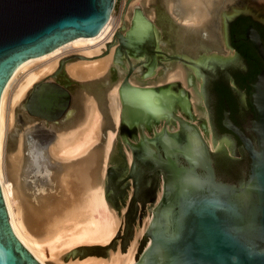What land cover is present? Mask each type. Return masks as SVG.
<instances>
[{"label": "water", "instance_id": "obj_1", "mask_svg": "<svg viewBox=\"0 0 264 264\" xmlns=\"http://www.w3.org/2000/svg\"><path fill=\"white\" fill-rule=\"evenodd\" d=\"M114 5L115 0H0V97L23 62L97 35ZM145 14L150 13L137 8L130 16L132 27H120L113 38L122 74L120 127L104 185L120 228L108 247L75 249L63 261L108 257L116 245L125 256L151 211L135 264H264V47L259 34L251 27L246 31L263 61L249 83L254 119L247 130L255 141L233 124L229 111L221 121L250 165L238 160L225 168L222 155L238 159L242 154L231 136L214 129L219 119L208 87L227 67L225 59H211L205 47L197 55L184 54L179 35L165 21L145 22ZM239 14L258 20L264 33V4L240 1V10L223 12L225 28ZM41 90L32 114L49 123L62 118L68 95L53 84ZM0 264H40L14 235L1 189Z\"/></svg>", "mask_w": 264, "mask_h": 264}, {"label": "bare ground", "instance_id": "obj_2", "mask_svg": "<svg viewBox=\"0 0 264 264\" xmlns=\"http://www.w3.org/2000/svg\"><path fill=\"white\" fill-rule=\"evenodd\" d=\"M178 2L188 21L196 25L206 23L203 18L208 14L209 5L215 0H178ZM252 4L258 5L254 1ZM219 8L218 5L213 13L218 12ZM222 9L223 7L218 17H214L218 25L219 42L216 45H219L221 40L226 46L223 12L220 14ZM112 12L97 35L78 37L51 52L23 62L13 72L0 97V189L14 235L40 264H46V260L51 261L52 264H61L62 257L79 246L108 247L119 223L110 213L103 216L99 212L102 207H107V203L103 188L95 187L97 174L99 172L103 174L104 168L101 154L91 148L97 140L100 122V114L94 102L89 100L88 119L77 131L72 130L51 137L49 132L53 130L48 128L49 131L46 130L45 135L40 134L41 141H37L33 134L39 133L37 131L43 127L39 126L37 131L34 130L29 134L32 139L30 146L34 153H42L48 142L45 150L48 174L42 179L33 178L30 182L21 180V134L18 135L14 156L7 148V136L13 125L14 109L38 80L55 71L61 56L70 52H83L89 57L98 54L100 50L96 45H103L104 40H109L119 24L112 16ZM204 33V38L211 42L214 33L208 29ZM108 59L102 62L89 61L67 65V71L76 80L95 78L104 72ZM114 61L118 63L116 56ZM65 80L66 85H69L70 81ZM43 84L41 82L36 85L33 91L39 92ZM43 92L46 93V90ZM116 95L121 106V84L117 88ZM112 101H115L114 96ZM111 110L114 122L118 124L120 116L114 103L111 105ZM71 113L72 111L67 109L63 119L68 118ZM146 230H140L139 237L135 239L134 245L128 247L125 256L117 251L107 259L89 257L84 260L77 259L71 264H135L137 241ZM148 245L149 242L145 247Z\"/></svg>", "mask_w": 264, "mask_h": 264}, {"label": "rangeland", "instance_id": "obj_3", "mask_svg": "<svg viewBox=\"0 0 264 264\" xmlns=\"http://www.w3.org/2000/svg\"><path fill=\"white\" fill-rule=\"evenodd\" d=\"M241 2H249L263 5L264 0H215L208 7V14L203 18L206 22L205 24L198 23L195 25L192 21H188L185 17V14L182 11V7L178 0H115V5L113 8L112 16L117 21L118 26L113 33L112 37L109 40H104L103 45H96L100 50L98 54L91 55V57L86 56L83 52H70L65 56H61L58 60V66L55 71L51 72L48 76L38 80L33 87L29 90L26 97L20 101L18 105L15 106L13 113V125L10 132L7 136V148L12 156L16 153L17 144H18V135L22 136V153H21V180L31 181L33 178L42 179L43 176H47V154L46 148L48 142H46L42 153H34L31 149L30 142L32 139L29 137V134L33 133L34 130H38V127H43L40 129L39 133H34L33 137L38 141H41L40 134L46 133L48 128H51L53 131L49 132L51 137H54L55 134H64L71 132L72 130L77 131L80 125H83L88 119L87 106L89 100H92L100 114V122L97 132V140L91 146L93 150L98 151L103 159V174L99 172L97 174L95 187L103 188L105 199L107 203L106 191H105V178L107 174V169L109 165V160L111 157V152L114 144L115 137L120 127V121L118 124H115L113 119V114L111 110V105L114 103L116 108L119 111L120 116V101L117 97V88L121 84L122 74L120 71L119 64L114 61L116 56L114 47H113V38L116 36L117 30L122 26L131 27L130 16L132 13L139 8L141 11L148 10L150 14H145V20L150 22H162L165 21V27L175 35H179L180 39V48L179 50L184 54L197 55L200 47H205V53H210V58L213 60L216 59H225L227 67L228 65L234 64L236 62L235 54L230 52L226 46V28H225V44L223 45L220 40L218 43V25L217 20L214 18L218 17L219 11L223 7L222 12L228 11L230 8H240ZM220 6L218 12H215V8ZM222 5V7H221ZM240 10V9H239ZM230 11V10H229ZM214 14V16H213ZM216 14V15H215ZM120 20V22H119ZM224 21V19H223ZM208 29L210 32H213V38L210 41H207L205 36V31ZM220 46V47H219ZM111 55V56H109ZM88 58V59H87ZM92 58V59H91ZM108 59L106 68L104 72L91 79L86 80H76L71 77L67 71V65L71 66L72 64L78 62H95V61H105ZM82 59V60H81ZM86 59V61H85ZM58 73V74H57ZM70 82L69 85H66V80ZM44 83L45 85L53 84L58 86L68 95L69 106L68 110H71V115L63 119L60 118L57 121L52 123L45 122L42 119H39L37 115H33L31 111V104L36 97V92L33 91V88L39 83ZM114 96L115 101H112ZM49 131V130H48ZM44 141V140H43ZM36 143V141L34 142ZM41 172V173H40ZM103 211H102V210ZM99 209L100 214L106 216L110 215L114 219H118V227L116 234L120 228V218L108 207H102ZM103 213V214H102ZM151 212L145 214V225H139L136 238L139 237L140 230H146L149 221H151ZM143 235L137 241V249L135 252L136 256L139 255L138 247ZM113 238V240H114ZM112 240V241H113ZM111 241V242H112ZM110 244V243H109ZM108 244V245H109ZM100 246V245H93ZM93 246H79V248L93 247ZM130 245L127 246V249ZM121 252L120 245H116V252ZM112 253H115L111 249L109 250L108 257H94V258H103L107 259ZM91 256L77 258L78 260H84ZM77 259L63 261L61 264H71ZM46 264H52L51 261L46 260Z\"/></svg>", "mask_w": 264, "mask_h": 264}, {"label": "flooded vegetation", "instance_id": "obj_4", "mask_svg": "<svg viewBox=\"0 0 264 264\" xmlns=\"http://www.w3.org/2000/svg\"><path fill=\"white\" fill-rule=\"evenodd\" d=\"M249 27L257 31L264 47L263 26L258 20L247 14H239L228 20L226 24V42L234 52L236 62L219 69L214 78L209 81L208 87L212 104L211 110L219 119L214 129L220 132L224 131L231 136L235 145L239 144L237 147H242V145L234 135L222 126L221 121L223 112L229 111V118L233 124L238 126L253 142L255 141L254 134L247 130L250 122L254 119V113L248 99L249 83L252 81L253 76L263 68V61L246 38V31ZM219 160L225 168L228 167L229 163L227 162L236 164L238 160H245L250 165V159L243 147L242 154L238 159L222 155ZM213 168L215 169V166ZM150 175L153 179L154 173Z\"/></svg>", "mask_w": 264, "mask_h": 264}]
</instances>
